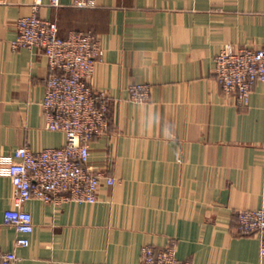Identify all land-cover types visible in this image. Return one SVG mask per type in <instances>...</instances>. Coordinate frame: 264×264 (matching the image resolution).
Returning a JSON list of instances; mask_svg holds the SVG:
<instances>
[{"label":"crops","instance_id":"0c3cea01","mask_svg":"<svg viewBox=\"0 0 264 264\" xmlns=\"http://www.w3.org/2000/svg\"><path fill=\"white\" fill-rule=\"evenodd\" d=\"M35 1L0 5V171L19 148L65 142L46 128L47 58L13 48ZM60 1L40 16L61 37L92 31L102 42L91 85L111 100L110 128L92 142L90 167L117 182L96 204L28 202L35 230L18 247L4 222L14 189L0 174V241L14 264H140L145 246L171 243L192 264H264L261 239L239 234L237 215L264 207V83L239 106L214 75L222 49L264 48V0ZM139 84L150 97L134 103Z\"/></svg>","mask_w":264,"mask_h":264},{"label":"built area","instance_id":"2783aa9c","mask_svg":"<svg viewBox=\"0 0 264 264\" xmlns=\"http://www.w3.org/2000/svg\"><path fill=\"white\" fill-rule=\"evenodd\" d=\"M7 0H0V5ZM76 7H91L94 0H74ZM59 7L60 0H36L33 13L16 21L14 49H40L47 58L50 75L42 102L46 128L60 132L62 146L34 152L29 147L1 157L0 174L13 185V207L5 211L4 222L18 235L16 245L28 247L34 221L24 206L33 200L49 204L61 202L96 204L103 186H114L116 178L90 167L91 144L108 133L111 100L91 85L97 64L103 60L100 37L92 32L72 31L59 35L58 24L40 16L42 6ZM214 75L224 93L239 106L249 104L254 87L264 83V48H226L215 58ZM130 100L143 103L150 86L129 88ZM238 231L261 239L264 256V207L238 212ZM18 261L15 252L5 251L0 241V264ZM140 264H192L178 258L174 243L157 249L145 246Z\"/></svg>","mask_w":264,"mask_h":264},{"label":"rangeland","instance_id":"374dc122","mask_svg":"<svg viewBox=\"0 0 264 264\" xmlns=\"http://www.w3.org/2000/svg\"><path fill=\"white\" fill-rule=\"evenodd\" d=\"M144 85H148V84H144Z\"/></svg>","mask_w":264,"mask_h":264}]
</instances>
